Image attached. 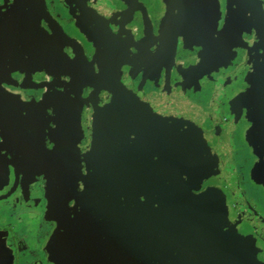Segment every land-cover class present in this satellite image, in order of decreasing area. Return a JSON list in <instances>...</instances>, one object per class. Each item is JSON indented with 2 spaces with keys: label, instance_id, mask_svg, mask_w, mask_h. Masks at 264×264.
Instances as JSON below:
<instances>
[{
  "label": "flooded vegetation",
  "instance_id": "af4514ba",
  "mask_svg": "<svg viewBox=\"0 0 264 264\" xmlns=\"http://www.w3.org/2000/svg\"><path fill=\"white\" fill-rule=\"evenodd\" d=\"M253 17L264 19V0H0V264H65L62 248L83 240L98 123L115 94L89 79L82 56L127 86L140 113L173 101L193 137L176 161L181 191L223 207L199 249L173 243L158 216L163 256L155 264H264V84L245 80L256 74L249 49L242 63L232 58L202 79L224 56L217 42L208 47L212 40L232 19ZM20 100L35 107L25 124L10 120ZM53 115L64 128L52 134L58 143L44 137L54 132Z\"/></svg>",
  "mask_w": 264,
  "mask_h": 264
},
{
  "label": "water",
  "instance_id": "95a60500",
  "mask_svg": "<svg viewBox=\"0 0 264 264\" xmlns=\"http://www.w3.org/2000/svg\"><path fill=\"white\" fill-rule=\"evenodd\" d=\"M82 60L89 79L115 97L98 123L92 179L84 196L86 231L82 241L74 238L62 248L63 261L155 264L163 256L161 231L153 226L158 216L173 243L192 240L201 248L220 227L223 207L181 191L176 161L193 139L182 123L188 122L172 113L173 101L161 113H139L127 86L117 77L100 76Z\"/></svg>",
  "mask_w": 264,
  "mask_h": 264
},
{
  "label": "rangeland",
  "instance_id": "374dc122",
  "mask_svg": "<svg viewBox=\"0 0 264 264\" xmlns=\"http://www.w3.org/2000/svg\"><path fill=\"white\" fill-rule=\"evenodd\" d=\"M249 33H252V36L250 35L252 37V41H249V39H250L248 37ZM218 37H217L218 41L216 40V38H214L215 40H212V42L208 45V47H211L213 44H215L217 42L216 51L218 50L219 55L223 54L224 56L223 57L219 56V57L215 58V60L213 62H211V67H210L209 71H206L203 74L202 79L204 80V82L206 81V76L211 71H216V70H219L221 68H225L226 66H228V64L230 63L232 58H233L232 63L235 59H236L235 64L236 63H242V61L244 59V52H241V51H244L245 49H247V50L249 49L251 51L250 61L255 66L256 74L254 77H251V75H248L245 80L248 81L250 78H254V81L257 83V85L255 87L260 90L262 84H264V19H258V18L255 19L253 17V19H251V24L250 23H244V22L242 23L238 19H236V20L232 19L231 25H229V30L225 31L223 36H221V32H220V35H218ZM220 37H222V38H220ZM141 42H142V40H136L135 46L139 48L141 46ZM90 45H89V47H90ZM203 48H207V47H205V45H204ZM239 52H241V53H239ZM260 64L262 66H260ZM227 75L229 76L230 73ZM221 76H223V74ZM77 91L75 93L79 94V93H77ZM97 98L98 97L95 95L92 98H87V101L90 100L88 102V104L90 103V105H92V116H91V118L93 120L92 124L95 123V120H94L96 117L95 112L98 108V99ZM113 99H114V96L109 100L108 103H104L102 105L103 106L102 112L113 101ZM91 102H92V104H91ZM25 104H28V105L25 107ZM37 106L42 108L41 103H39V105H37ZM257 106L259 107V103L255 104L254 109H257ZM202 107L204 108V106H202ZM17 108L18 109H17L16 113H14V115L10 119L12 123H17V124H25V121L27 119L24 120L26 118L24 113L26 110L30 111L28 108H32V109L34 108V110H35V107L33 104L31 105V103H28L24 100H20L18 102ZM205 108H209V106H206ZM191 110L194 113L197 112L193 108ZM204 111H208V113L211 112V110H209V109H206V110L204 109ZM138 112H139V110H138ZM204 113L208 114L206 112H204ZM33 116H35V115H33ZM211 117H212L211 115H205L204 117H201V118L205 119V118H211ZM28 120L34 121L35 119L28 117ZM52 121L55 125L54 132L53 133L52 132L51 133L45 132L44 137H45V139H46V137H49L50 141L53 140L54 143H58L57 142V136L54 137V136H52V134L62 135L64 132V128L62 129L61 123H60L59 119L55 118V115L52 116ZM41 122L42 121L39 120L40 126L45 124V122L44 123H41ZM216 161L219 162L218 163L219 167L217 166V171H218L217 176H218L219 174L220 175L222 174L223 161L220 159V157L216 158ZM77 198H78V196H76V199Z\"/></svg>",
  "mask_w": 264,
  "mask_h": 264
}]
</instances>
